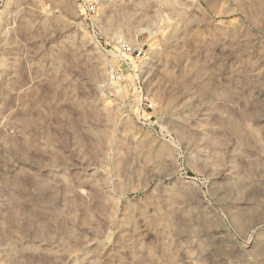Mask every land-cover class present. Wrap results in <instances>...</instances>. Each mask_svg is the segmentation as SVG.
<instances>
[{
    "label": "rangeland",
    "instance_id": "1",
    "mask_svg": "<svg viewBox=\"0 0 264 264\" xmlns=\"http://www.w3.org/2000/svg\"><path fill=\"white\" fill-rule=\"evenodd\" d=\"M0 264H264V0H1Z\"/></svg>",
    "mask_w": 264,
    "mask_h": 264
},
{
    "label": "built area",
    "instance_id": "2",
    "mask_svg": "<svg viewBox=\"0 0 264 264\" xmlns=\"http://www.w3.org/2000/svg\"><path fill=\"white\" fill-rule=\"evenodd\" d=\"M120 45H121V48L123 49V51L125 53H128L129 55H131V57H135V55H136V59H141L143 57L144 52H145L143 48H141L139 50L132 49L130 47V45L125 43V42L120 43ZM111 76L113 78H117L119 80H123L125 78L124 73L123 72L120 73L119 71L112 72ZM143 105H145V108L147 110L150 109V108H153V103H152V101H150V99L148 97H144Z\"/></svg>",
    "mask_w": 264,
    "mask_h": 264
},
{
    "label": "bare ground",
    "instance_id": "3",
    "mask_svg": "<svg viewBox=\"0 0 264 264\" xmlns=\"http://www.w3.org/2000/svg\"><path fill=\"white\" fill-rule=\"evenodd\" d=\"M220 193V192H219ZM222 194V193H221ZM226 197V196H225ZM238 216H241V215H238ZM232 217H234V219L237 217L236 216V213H235V215H233ZM237 219H239V217L237 218ZM190 261H192V260H190Z\"/></svg>",
    "mask_w": 264,
    "mask_h": 264
}]
</instances>
